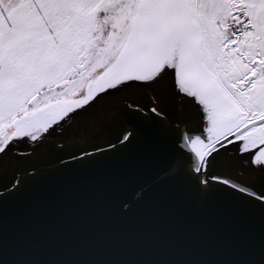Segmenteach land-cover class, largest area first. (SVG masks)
<instances>
[{
	"label": "snow or ice",
	"instance_id": "obj_1",
	"mask_svg": "<svg viewBox=\"0 0 264 264\" xmlns=\"http://www.w3.org/2000/svg\"><path fill=\"white\" fill-rule=\"evenodd\" d=\"M0 264H264V0H0Z\"/></svg>",
	"mask_w": 264,
	"mask_h": 264
}]
</instances>
